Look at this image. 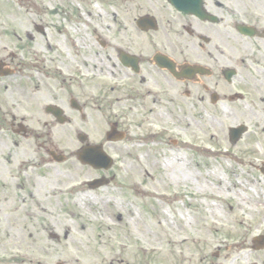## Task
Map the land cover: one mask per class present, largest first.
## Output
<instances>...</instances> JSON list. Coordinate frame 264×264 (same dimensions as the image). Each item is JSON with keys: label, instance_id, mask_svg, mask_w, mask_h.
Wrapping results in <instances>:
<instances>
[{"label": "flooded vegetation", "instance_id": "flooded-vegetation-1", "mask_svg": "<svg viewBox=\"0 0 264 264\" xmlns=\"http://www.w3.org/2000/svg\"><path fill=\"white\" fill-rule=\"evenodd\" d=\"M111 7L94 24L85 10V34L74 37L46 10L16 41L0 24V264H68L53 259L61 251L106 254L71 264H156L135 248L134 229L116 245L88 236L60 244V215L80 196L116 200L133 221L137 204L127 197L148 174L114 159L81 163L88 152L224 155L264 177V0H115ZM203 187L196 181L200 194L171 196L177 230L184 217L194 219L193 233L212 234V208L200 202L215 199ZM256 201L264 205V193ZM250 215L255 224L195 243L196 257L180 247L169 264H264V212ZM20 251L42 255L12 254Z\"/></svg>", "mask_w": 264, "mask_h": 264}, {"label": "rangeland", "instance_id": "rangeland-1", "mask_svg": "<svg viewBox=\"0 0 264 264\" xmlns=\"http://www.w3.org/2000/svg\"><path fill=\"white\" fill-rule=\"evenodd\" d=\"M114 1L0 0V24H7L2 30L7 32L11 40L16 41L17 37H23L25 31L31 30L27 22L37 21L38 11L46 10L53 14V19L58 26L68 32L70 37H74L85 34V24L82 23L85 21V10L91 13L89 18L92 17L91 21L94 24L98 21L99 15L103 16L104 11L113 12L111 3ZM75 26L79 27V30H76ZM115 159L116 164H132L136 166V169L141 166L140 170L146 169L148 172V174H143L142 183L132 191L134 195L127 197L137 204V209H133V221L118 208L116 200L106 198L104 205H100L96 204L94 199L90 200L88 196H80L74 204L68 205V212H62L60 215L59 225L55 230L60 234L61 245L77 244L78 240L86 236L91 237V244L116 245L117 239L127 242L130 239L127 236L131 229H134L139 239L135 248L137 245L146 248L145 254L151 255L156 264H169L180 252V247L184 248V254L187 252L188 256L196 257V249L193 248L195 243L199 245L197 242H202L208 237L212 239L222 237L223 234H228L226 237H229L239 233L243 228L249 227V224L256 223L253 221V215L250 214L264 212V205L256 201L260 200L264 193V177L242 170V166L235 164V159L232 157L219 155L201 158L183 155L181 152L163 151L149 157L139 155L115 157ZM236 172L240 175L253 176L256 183L244 182L242 178L237 177ZM196 181L203 184L202 190L205 194L214 195L215 200L203 199L200 202L204 208L207 207L206 212H209L210 207L212 208L214 218L209 217L211 219H208L206 224L210 227L213 225L211 235L204 229L193 233L191 226L194 225V219L192 218L183 217L185 227L178 230L170 221L168 201L171 196L183 190L186 193L198 191L193 189ZM101 192L108 195L105 190ZM196 194L200 193L196 192ZM61 206H66V204ZM119 212L122 214L121 220L116 218ZM102 213H106L107 216L112 214V217L101 216ZM255 217L262 218L258 215ZM63 229L70 232L67 239L63 238ZM171 229H175L176 233L171 232ZM178 233L181 236H172ZM118 235L122 238H118ZM182 237L185 241L181 240ZM12 254L19 256L17 257L19 259H35L42 255L35 252H14ZM43 255L45 257L39 258L40 260H46L47 256L52 254ZM105 255L103 252L61 251L55 254L53 259L59 258L62 263L71 264L74 261L84 262L91 257L101 260Z\"/></svg>", "mask_w": 264, "mask_h": 264}, {"label": "water", "instance_id": "water-1", "mask_svg": "<svg viewBox=\"0 0 264 264\" xmlns=\"http://www.w3.org/2000/svg\"><path fill=\"white\" fill-rule=\"evenodd\" d=\"M79 159L83 163H89V164H93V165H105L107 163L106 159L103 156L93 154L91 152H88L85 155L80 156ZM109 164H110V162H109Z\"/></svg>", "mask_w": 264, "mask_h": 264}]
</instances>
